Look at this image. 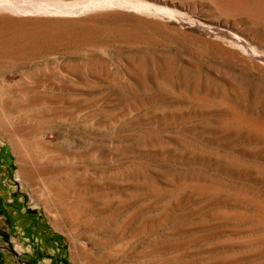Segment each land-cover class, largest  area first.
<instances>
[{
    "label": "rangeland",
    "instance_id": "1",
    "mask_svg": "<svg viewBox=\"0 0 264 264\" xmlns=\"http://www.w3.org/2000/svg\"><path fill=\"white\" fill-rule=\"evenodd\" d=\"M0 264H264V0H0Z\"/></svg>",
    "mask_w": 264,
    "mask_h": 264
},
{
    "label": "bare ground",
    "instance_id": "2",
    "mask_svg": "<svg viewBox=\"0 0 264 264\" xmlns=\"http://www.w3.org/2000/svg\"><path fill=\"white\" fill-rule=\"evenodd\" d=\"M3 4V3H2ZM16 4V3H15ZM6 6V5H5ZM2 9V8H1ZM6 9H8V10H10V11H12V12H26V11H29L30 9H28V8H24V7H13V6H9V7H6ZM34 9V8H33ZM37 9H39V8H37ZM44 9V8H43ZM42 9V10H43ZM60 9V8H59ZM3 10V9H2ZM8 10H6V11H8ZM35 10V9H34ZM40 10V9H39ZM41 10V11H42ZM31 12V11H30ZM32 12H34V11H32ZM60 12V11H59ZM28 13V12H27ZM9 36V35H8ZM13 36V35H12ZM3 38V37H2ZM24 39V38H23ZM245 47V46H244ZM251 51V50H250ZM252 51H253V49H252ZM261 56V55H260ZM12 208V207H11ZM25 219V218H24Z\"/></svg>",
    "mask_w": 264,
    "mask_h": 264
}]
</instances>
